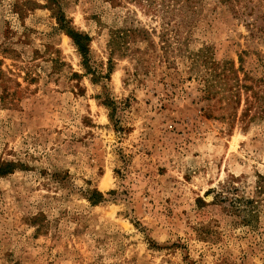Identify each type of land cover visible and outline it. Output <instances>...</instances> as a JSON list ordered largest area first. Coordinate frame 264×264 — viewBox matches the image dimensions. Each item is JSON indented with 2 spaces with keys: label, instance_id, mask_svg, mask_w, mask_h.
<instances>
[{
  "label": "rangeland",
  "instance_id": "rangeland-1",
  "mask_svg": "<svg viewBox=\"0 0 264 264\" xmlns=\"http://www.w3.org/2000/svg\"><path fill=\"white\" fill-rule=\"evenodd\" d=\"M60 2L90 71L47 0H0V264H264L259 93L206 98L189 60L256 85L264 0Z\"/></svg>",
  "mask_w": 264,
  "mask_h": 264
},
{
  "label": "trees",
  "instance_id": "trees-1",
  "mask_svg": "<svg viewBox=\"0 0 264 264\" xmlns=\"http://www.w3.org/2000/svg\"><path fill=\"white\" fill-rule=\"evenodd\" d=\"M47 1L49 8L57 19L58 28L72 38L83 57L85 67L90 71L91 68L89 67L88 60L90 59L91 36L89 33L75 27L72 19L67 16L63 9L60 0ZM119 37L121 35L111 34L109 44L112 53L118 49L122 53L128 50V46L125 44L127 39L121 40ZM189 58L194 65L193 68L196 69L197 77L201 79V83L203 84L201 89L205 92L206 98L220 94L223 98L227 99V103H230L233 100V96H237L240 89L245 88L253 91V93H259V109L264 107V74L253 80L256 82V85L245 84L239 73L243 67L237 68L235 61L232 59L216 58L215 54L209 53V48L207 47L193 53L191 52ZM75 75L79 74L75 73ZM256 86H258V89H256ZM20 165L21 163L19 162L0 158V175L13 172ZM114 192V190L109 191V193ZM104 195L102 191L94 188L92 194L89 196V200L93 204H97L104 199Z\"/></svg>",
  "mask_w": 264,
  "mask_h": 264
}]
</instances>
